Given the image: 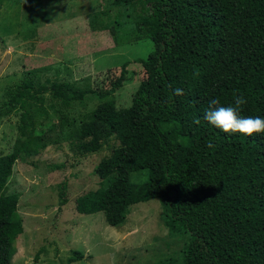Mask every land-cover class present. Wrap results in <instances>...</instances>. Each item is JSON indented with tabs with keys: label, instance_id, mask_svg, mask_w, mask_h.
Segmentation results:
<instances>
[{
	"label": "trees",
	"instance_id": "16d2710c",
	"mask_svg": "<svg viewBox=\"0 0 264 264\" xmlns=\"http://www.w3.org/2000/svg\"><path fill=\"white\" fill-rule=\"evenodd\" d=\"M106 1L89 16L92 30L107 32L118 45L148 40V54L125 63L119 77L107 73L93 85L42 79L40 69L24 72L0 104V125L19 117L11 155L0 157V182L10 177L12 163L46 148L29 114L49 108L81 156L119 142L120 162L97 169L99 187L76 200L79 214L103 213L119 228L136 204L159 200L171 234L190 238L180 256L158 264H264V133L227 134L203 118L211 99L228 106L234 94L247 100L242 116L264 118V0ZM122 9L132 14L125 40L117 37ZM137 77L130 106L117 107V92ZM176 88L184 94L175 95ZM88 97L97 106L76 118L74 106ZM142 170L148 180L132 183L130 174ZM19 199L0 195V264H13L14 243L24 232Z\"/></svg>",
	"mask_w": 264,
	"mask_h": 264
},
{
	"label": "rangeland",
	"instance_id": "374dc122",
	"mask_svg": "<svg viewBox=\"0 0 264 264\" xmlns=\"http://www.w3.org/2000/svg\"><path fill=\"white\" fill-rule=\"evenodd\" d=\"M106 7V0H0V104L5 90L20 83L27 71L40 69L42 79L81 85L89 79L93 85L107 73L119 77L125 63L146 57L150 41L118 45L107 32L92 30L89 16ZM129 12L122 9L118 16L121 40L132 29ZM139 78L117 92V107L130 106ZM97 104L88 97L72 113L79 119ZM29 122H38L46 148L12 163L10 177L0 182V195H20L24 232L14 243L13 264H158L178 257L190 237L171 234L159 200L136 204L119 228L109 226L103 213L76 211V200L99 187L97 169L103 166L104 172L120 162L118 141L81 156L64 140L53 110L32 112ZM18 125L16 115L2 121L0 157L11 155ZM113 156L115 161L110 160ZM148 176L142 170L131 173L130 180L143 183Z\"/></svg>",
	"mask_w": 264,
	"mask_h": 264
},
{
	"label": "clouds",
	"instance_id": "9594fccd",
	"mask_svg": "<svg viewBox=\"0 0 264 264\" xmlns=\"http://www.w3.org/2000/svg\"><path fill=\"white\" fill-rule=\"evenodd\" d=\"M174 94L181 96L183 90L176 88ZM247 103L246 98L241 95L234 94V104L224 106L219 98H213L208 102V107L204 112V119L211 125L220 129L227 134L240 133L247 136H253L257 133H264V118L259 116H242V106ZM195 124H199L200 120L195 119ZM208 147H213L209 143Z\"/></svg>",
	"mask_w": 264,
	"mask_h": 264
}]
</instances>
